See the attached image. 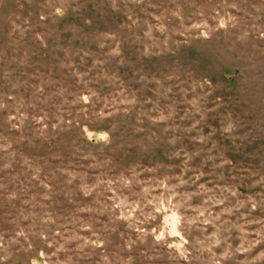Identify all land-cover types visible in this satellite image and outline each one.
Wrapping results in <instances>:
<instances>
[{"label": "rangeland", "instance_id": "374dc122", "mask_svg": "<svg viewBox=\"0 0 264 264\" xmlns=\"http://www.w3.org/2000/svg\"><path fill=\"white\" fill-rule=\"evenodd\" d=\"M0 4V264H264V0Z\"/></svg>", "mask_w": 264, "mask_h": 264}, {"label": "trees", "instance_id": "16d2710c", "mask_svg": "<svg viewBox=\"0 0 264 264\" xmlns=\"http://www.w3.org/2000/svg\"><path fill=\"white\" fill-rule=\"evenodd\" d=\"M231 77H232V73L227 74L225 79H227V81H229ZM81 141L82 142H87V143H89V145L96 144V141L93 138L87 139V138L83 137Z\"/></svg>", "mask_w": 264, "mask_h": 264}, {"label": "crops", "instance_id": "0c3cea01", "mask_svg": "<svg viewBox=\"0 0 264 264\" xmlns=\"http://www.w3.org/2000/svg\"><path fill=\"white\" fill-rule=\"evenodd\" d=\"M0 3H1V0H0ZM1 5V4H0Z\"/></svg>", "mask_w": 264, "mask_h": 264}]
</instances>
